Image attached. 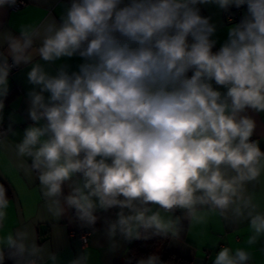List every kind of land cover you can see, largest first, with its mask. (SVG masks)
Here are the masks:
<instances>
[{
	"label": "clouds",
	"instance_id": "clouds-1",
	"mask_svg": "<svg viewBox=\"0 0 264 264\" xmlns=\"http://www.w3.org/2000/svg\"><path fill=\"white\" fill-rule=\"evenodd\" d=\"M48 3V0H45ZM23 0H0V16ZM246 6L213 51L217 25L201 14ZM63 11L18 34L0 29V144L13 68L30 65L26 116L11 147L35 174L63 243L60 221L102 234L110 254L123 243L176 238L212 216L247 221L248 247H217L212 264H253L264 210L249 192L264 176L252 139L264 113V0H69ZM231 21V18H229ZM79 58L73 69L67 61ZM11 61V62H10ZM59 62V63H58ZM10 197L0 184V264H63L32 224L5 230ZM113 210H115L113 212ZM112 213V216L99 213ZM114 217V218H113ZM103 220V228H97ZM87 244L67 264H91ZM126 264H133L132 259ZM135 264H168L158 253Z\"/></svg>",
	"mask_w": 264,
	"mask_h": 264
},
{
	"label": "crops",
	"instance_id": "crops-1",
	"mask_svg": "<svg viewBox=\"0 0 264 264\" xmlns=\"http://www.w3.org/2000/svg\"><path fill=\"white\" fill-rule=\"evenodd\" d=\"M23 1L25 2L23 6L17 9H9L5 15L0 16V29H8L14 34H18L20 24L41 21L48 15L49 9L52 10L53 15L58 17L63 11L62 5L69 2V0H48V3H45V0ZM245 11L246 7L236 10L239 17H242ZM201 14L211 17V21L217 25V32L213 37L217 40L213 49L216 51L227 39L228 28L237 22L227 21L225 12L215 5L201 6ZM61 62L71 64L74 69L80 60L73 58ZM29 70L30 65H21L18 68H13L9 76L10 99L6 98L3 113L5 127L8 124V117L14 115L17 121L14 127L20 135L9 137L0 144V184L5 185L10 197L5 230H11L24 224H32L36 229L38 242L44 243L54 237V230L57 226L47 222V212L38 184L35 181V174H27L19 166V161L11 147L12 139L19 140L22 137L23 129L31 123L26 116V93L31 88L27 82ZM249 115L257 122V129L253 138L260 141L261 151H264V113L257 114L250 110ZM248 189L249 192L255 193L257 202L262 206L261 210H264V176L261 177L260 182L250 184ZM99 215L102 217L104 215L112 216V213H99ZM60 227L63 230L64 243L56 248L54 238L51 242L54 245L53 250L59 252L63 264H67L84 245L71 235V230L79 228L75 223L69 224L67 220H62ZM97 228H103V220L98 221ZM185 228L184 238L180 236L169 238L167 250L190 259L192 264H212L215 253L218 251L217 247H213L214 242L229 245L233 249L248 247L246 240L250 232L246 220L233 222L231 219L225 220L219 216H212L205 225L188 226L185 223ZM107 243L102 234L90 235L87 245L92 253L91 264H126L129 259L131 243H123L115 254L108 252ZM250 251L253 253V264H264V238L252 246ZM159 255L162 259V250Z\"/></svg>",
	"mask_w": 264,
	"mask_h": 264
},
{
	"label": "trees",
	"instance_id": "trees-1",
	"mask_svg": "<svg viewBox=\"0 0 264 264\" xmlns=\"http://www.w3.org/2000/svg\"><path fill=\"white\" fill-rule=\"evenodd\" d=\"M241 17L235 20V22H239ZM10 99V96H7ZM186 228L180 233V237H185ZM169 238L163 237H154L149 240H134L129 248V259H132L133 264H135V260L139 259L140 257H146L151 253H158L162 250L163 256L162 260L168 262L169 264H192V261L188 258H185L181 255L173 253L167 250V242ZM128 259V260H129ZM6 264H12V261H6Z\"/></svg>",
	"mask_w": 264,
	"mask_h": 264
},
{
	"label": "built area",
	"instance_id": "built-area-1",
	"mask_svg": "<svg viewBox=\"0 0 264 264\" xmlns=\"http://www.w3.org/2000/svg\"><path fill=\"white\" fill-rule=\"evenodd\" d=\"M24 4H25V2L23 1V5ZM225 18L229 22L235 21L238 18V14H237V12L235 10H231L229 13H225ZM229 18H231V21H230ZM252 139H255V138H252ZM88 231L89 230H81L80 228H78V229L71 230V235L74 238H77L83 245H85V244H87L89 242V238H90V236H87L85 238V236L87 235Z\"/></svg>",
	"mask_w": 264,
	"mask_h": 264
},
{
	"label": "water",
	"instance_id": "water-1",
	"mask_svg": "<svg viewBox=\"0 0 264 264\" xmlns=\"http://www.w3.org/2000/svg\"><path fill=\"white\" fill-rule=\"evenodd\" d=\"M244 7H246V6H243L242 8H244ZM242 8H241V9H242ZM233 10H235V11H236V10H240V9H235V8H233Z\"/></svg>",
	"mask_w": 264,
	"mask_h": 264
}]
</instances>
